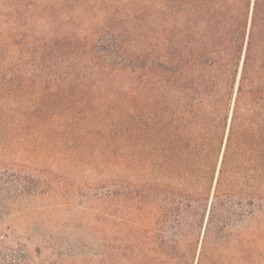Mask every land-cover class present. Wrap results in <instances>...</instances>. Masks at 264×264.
Returning a JSON list of instances; mask_svg holds the SVG:
<instances>
[{"label": "trees", "instance_id": "16d2710c", "mask_svg": "<svg viewBox=\"0 0 264 264\" xmlns=\"http://www.w3.org/2000/svg\"><path fill=\"white\" fill-rule=\"evenodd\" d=\"M98 2L97 31L57 32L34 47L65 97L54 122L0 114V165L17 166L10 153L32 166L58 160L85 188L132 169L147 221L121 227L116 264H264L255 221L264 217V0ZM17 36L0 34L5 58L27 42ZM95 96H116V124L91 115L104 108ZM131 118L141 120L133 130L123 127ZM0 259L29 262L23 251Z\"/></svg>", "mask_w": 264, "mask_h": 264}, {"label": "rangeland", "instance_id": "374dc122", "mask_svg": "<svg viewBox=\"0 0 264 264\" xmlns=\"http://www.w3.org/2000/svg\"><path fill=\"white\" fill-rule=\"evenodd\" d=\"M78 2L0 0V34L14 32L18 35L14 38L16 43L23 38L27 41L7 51L6 58L0 54V67L6 70L0 77V114L10 117L12 124L29 118L33 112H42L48 119L57 113L58 100H64L65 96L49 85L54 82V74L49 67H43L41 55L34 47L49 41L57 32L71 33L76 29L86 37L98 30L102 4L99 7L98 0H83L82 5L88 6L83 12L78 9ZM57 5L64 10L57 12ZM23 47L24 50H20ZM13 56L18 58L17 64L7 59ZM94 98L104 108L101 115L96 117V112H90L91 115L101 117L104 125L116 124V96ZM69 107L66 104L65 108ZM79 109L88 112V108L79 106ZM130 113L134 117L135 110ZM144 113L145 110H141V115ZM133 119H127L123 127L133 130V125L141 121ZM132 130L131 137L128 132L119 139L122 147L126 140L134 139ZM125 153L131 156V149H126ZM8 159H17V166L0 165V177L4 178L0 181V254L23 251L28 264L43 261L47 264H116L121 227L147 221L141 218L142 206L132 198L136 195L131 186L135 181L132 169H123L116 184H99L101 179L98 178L93 180L96 183L93 187L85 188L76 182L69 166L58 160L43 159L32 166L13 153ZM13 173L21 177L19 183L15 178H8ZM94 176L98 173L92 179ZM255 221L263 232L264 256V217ZM2 262L0 259V264Z\"/></svg>", "mask_w": 264, "mask_h": 264}, {"label": "water", "instance_id": "95a60500", "mask_svg": "<svg viewBox=\"0 0 264 264\" xmlns=\"http://www.w3.org/2000/svg\"><path fill=\"white\" fill-rule=\"evenodd\" d=\"M222 154H223V152H222ZM221 158H222V155H221Z\"/></svg>", "mask_w": 264, "mask_h": 264}]
</instances>
